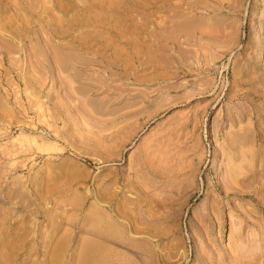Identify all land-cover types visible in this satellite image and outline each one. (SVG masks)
I'll use <instances>...</instances> for the list:
<instances>
[{"label":"rangeland","instance_id":"374dc122","mask_svg":"<svg viewBox=\"0 0 264 264\" xmlns=\"http://www.w3.org/2000/svg\"><path fill=\"white\" fill-rule=\"evenodd\" d=\"M94 255L264 264V0H0V264Z\"/></svg>","mask_w":264,"mask_h":264},{"label":"bare ground","instance_id":"6f19581e","mask_svg":"<svg viewBox=\"0 0 264 264\" xmlns=\"http://www.w3.org/2000/svg\"><path fill=\"white\" fill-rule=\"evenodd\" d=\"M235 169V168H234ZM232 172H235L236 173V170L235 171H232ZM239 172V171H238ZM237 176V175H236ZM236 176H235V178L232 176V178L233 179H237L238 178V176H237V178H236ZM240 178H242V177H240ZM239 179V178H238ZM241 180V179H240ZM231 181V180H230ZM238 181V180H237ZM236 181V183L238 184V182L239 183H241L240 181H238L237 182ZM235 182L233 183V184H236ZM229 184V183H228ZM224 188V187H223ZM106 197H104V199H105ZM98 202H99V206H102L101 205V202H100V199L98 198ZM112 207V206H111ZM110 207V208H111ZM109 208V207H108ZM107 209V208H106ZM100 211V210H99ZM108 211V210H107ZM112 213H114V212H112ZM104 215V213L102 214L101 213V211H100V213L98 212V214H96V219H95V227H96V230L98 231L97 233H94L95 234V236L97 235L98 236V238H103V239H106L107 237H110V236H108V233L107 232H102L101 230H100V223L101 222H99L100 221V218L102 219H104V217L106 218V216L108 217V214L106 215V216H103ZM112 216H114L113 214H112ZM107 231H108V229H106ZM101 231V232H100ZM95 232V231H94ZM110 234V233H109ZM97 249V248H96ZM99 255V254H98ZM93 258H94V261H93V264H104L103 262H101V260L99 259V256H97V255H94L93 256ZM91 259V258H90ZM85 260V259H84ZM83 264H86L85 262L83 263ZM105 264H106V262H105Z\"/></svg>","mask_w":264,"mask_h":264}]
</instances>
